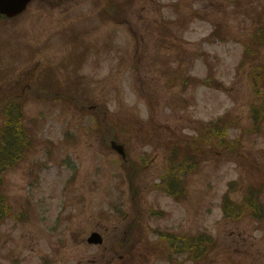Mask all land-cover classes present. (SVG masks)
<instances>
[{"label":"rangeland","instance_id":"rangeland-1","mask_svg":"<svg viewBox=\"0 0 264 264\" xmlns=\"http://www.w3.org/2000/svg\"><path fill=\"white\" fill-rule=\"evenodd\" d=\"M107 1L34 0L20 17L0 24V62L4 70H10L5 83L13 78L19 85L6 99L20 92L29 95L24 123L34 140L17 168L5 175L12 212L19 217L28 208L30 216L21 222L6 219L0 229L8 239L7 264L14 258L20 264H41L40 256L52 264H93L100 251L86 247V238L96 229L99 213L107 218L112 208L123 205L129 210V188L122 182L119 158L106 146L112 135L130 147L131 157L150 154L152 166L142 172L145 185L140 198L141 212L146 213L144 226H149L146 237L137 230V242L157 241L156 229L190 236L204 231L218 236L220 243L200 264H264V247L257 251L251 246V254L248 245L237 244L239 250L231 255L227 244L233 227L218 225L221 197L229 181L240 183V190L229 194L231 199L244 197V185L264 183V128L253 133L231 130L229 136L241 133L243 137L233 158L224 155L219 143L192 144L194 132H204L197 120L226 112L225 120L237 118L239 128L248 126L249 103L259 100H252L247 72L250 63H264V46L239 71L241 45L219 42L209 34L219 29L225 39L246 38L250 29L264 23V7H260L264 0H240L237 6L234 0H132L119 24L99 20L98 12ZM179 19H184L182 25ZM46 66H55L61 80L74 83L80 93L62 95L45 86L40 94L33 78ZM188 74L193 82L181 92L182 107L181 88L177 82L169 88L166 80ZM209 74L215 83L200 86V78ZM56 99L60 102L55 103ZM91 113L98 116L96 130L90 123ZM87 127L93 130L87 133ZM117 127H125L130 137L119 136ZM189 134L191 142L186 143ZM171 146L181 151L176 163L184 162L187 147L203 161L200 171L188 178V198L180 203L152 188L159 174L167 171L164 159ZM155 207L166 215L148 217ZM105 222L112 231L104 237L110 247L121 235L122 224ZM114 225L117 228L112 229ZM253 225L242 220L233 230L247 231L249 243L255 245L264 235L263 229ZM152 263L165 262L154 258Z\"/></svg>","mask_w":264,"mask_h":264},{"label":"water","instance_id":"water-1","mask_svg":"<svg viewBox=\"0 0 264 264\" xmlns=\"http://www.w3.org/2000/svg\"><path fill=\"white\" fill-rule=\"evenodd\" d=\"M30 0H0V13H4L8 16H15L20 13ZM119 153L123 155V150L120 146L113 145ZM89 243H101V238L98 234H92L89 239Z\"/></svg>","mask_w":264,"mask_h":264},{"label":"trees","instance_id":"trees-1","mask_svg":"<svg viewBox=\"0 0 264 264\" xmlns=\"http://www.w3.org/2000/svg\"><path fill=\"white\" fill-rule=\"evenodd\" d=\"M14 85H11V88L13 87ZM13 93H16V92H11V94ZM10 94V95H11ZM17 118L18 116L16 117V111L11 109V110H8V116L7 118L5 119V124H4V128H3V132H2V135L3 136H6V135H12L14 136L15 139H17V136H19L20 132L18 131V123H17ZM18 143H14V142H10V145H9V150H8V155L10 156V159H14L16 154H14V149H16L18 146H17ZM190 166V163L187 162V164L185 165V168H188ZM129 177H130V174H129Z\"/></svg>","mask_w":264,"mask_h":264},{"label":"flooded vegetation","instance_id":"flooded-vegetation-1","mask_svg":"<svg viewBox=\"0 0 264 264\" xmlns=\"http://www.w3.org/2000/svg\"><path fill=\"white\" fill-rule=\"evenodd\" d=\"M103 221H99L97 223V228H102L103 226ZM105 229L103 228V231ZM0 243V264H7L8 263V257L4 254V245ZM118 257V259L121 261L123 259V256H119L118 255V251H112L110 249V251L108 252V249L105 247L102 250V256L101 258H103L105 260V262H101V264H133V262H125V263H121L119 262H115V258ZM130 259L132 260V257H130Z\"/></svg>","mask_w":264,"mask_h":264}]
</instances>
